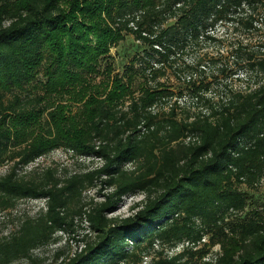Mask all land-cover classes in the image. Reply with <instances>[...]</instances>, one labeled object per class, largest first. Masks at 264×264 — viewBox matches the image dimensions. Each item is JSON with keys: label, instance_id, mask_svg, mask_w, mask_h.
<instances>
[{"label": "trees", "instance_id": "obj_1", "mask_svg": "<svg viewBox=\"0 0 264 264\" xmlns=\"http://www.w3.org/2000/svg\"><path fill=\"white\" fill-rule=\"evenodd\" d=\"M221 30L236 35L226 56L200 55L223 43ZM260 32L264 0L0 5V166L10 165L0 176V213L43 202L36 216L0 238V264H42L37 251L76 235L83 224L78 250H56L51 264H264V206L245 214L249 195L240 189L264 183ZM122 34L143 49L126 75L130 86L142 79L139 94L126 102L130 86L117 80L106 99L87 100L81 119L69 124L67 105L51 100L84 102L100 57ZM169 76L185 89L176 94L164 82ZM8 94L13 99L5 105ZM43 127L44 135L34 133ZM57 150L99 166L75 174L67 168L17 173ZM90 191L101 200L87 205ZM129 196L143 199L130 216L110 217Z\"/></svg>", "mask_w": 264, "mask_h": 264}, {"label": "rangeland", "instance_id": "obj_2", "mask_svg": "<svg viewBox=\"0 0 264 264\" xmlns=\"http://www.w3.org/2000/svg\"><path fill=\"white\" fill-rule=\"evenodd\" d=\"M16 0H0V5L6 2H14ZM104 17V15H102ZM175 21H171L167 24V26H171L174 24ZM123 40L120 41L118 44H111L109 46L108 52L101 56L98 62V65L96 67V71L93 74V79L90 80V82L86 85L88 86V90L85 94V101L82 103H74L71 99L74 97L66 96L65 98H57L52 99L51 102L54 104V106L58 105H67V109L65 110V114H67L65 117H69L68 123L69 124H77V122L81 119L83 112L85 111V102L88 100L90 101L91 105L95 104L96 102H99L101 100H104L108 97V95L114 91L116 87L117 80L122 81V84L124 86H130L129 80L126 78L127 73H129L130 67L133 65L134 59L136 56H138L141 51L143 50L140 45L136 43V40L132 35L125 34L123 35ZM218 37L221 38V41L223 43L214 45V46H208L204 52L200 53V55H203L206 53L208 57H216L218 53H221L226 56L228 49H230L231 44L236 39V35L232 33V31L225 32L223 30L219 31ZM260 39H264V32H260L259 35L255 37V41L257 42ZM189 61H193L195 59V54L190 53ZM197 56V55H196ZM43 75V73H41ZM42 75H39L37 80L41 84H46L47 80L43 78ZM164 82L167 84L168 87H170L176 94L180 91H183L185 89V86L182 84V82L175 79L173 76H169L168 78L164 79ZM237 84V83H236ZM238 85V84H237ZM143 86L142 79L139 78L134 82L133 85L130 86V94L125 98L126 102L130 99V96H132V93L134 92L137 96L140 92V89ZM36 87H30L31 91H34ZM41 96L44 95L43 91H40ZM39 94V93H38ZM80 95V94H79ZM134 95V96H135ZM13 99V96L11 94H8L3 99V102L5 105H8L10 101ZM44 105L46 102L43 103ZM159 109V108H157ZM53 110L46 111L41 117H40V123L44 125L45 123L49 122L50 117L49 113H51ZM16 119L11 116V118L8 120L12 131L17 132L19 128H14V123ZM43 129H37L34 131L36 135H44L45 132ZM99 161L93 160V159H75L72 158L69 154L65 153L62 150H57L53 153H51L49 156L40 159L33 165L29 166L28 168L24 170H19L17 173L20 176H23L25 174H28L33 171H44L48 168H58L60 171H63L64 169H68L69 173L75 174V173H83L84 171L88 169H93V167L99 166ZM10 165H3L0 166V176L6 175L8 173ZM242 192L249 195V201H248V208L245 212L249 213L251 210L263 207L264 206V183L262 185L258 186L255 189H249L246 187L240 188ZM143 199V196H129L124 197L123 201L120 203V205L116 208L115 212L110 215V217L116 218H125L131 215L132 211L131 208L133 205L137 202H140ZM101 198L99 194L95 191H90L84 194V203L89 205L91 202H97L100 201ZM43 207L42 201H24L20 202L16 209L13 211H6L0 213V238L3 236H7L12 232H15L18 230L20 221L26 217H34L39 212L40 208ZM88 209V207L86 208ZM244 215H241L243 217ZM87 225L83 224L82 228L80 227L78 230V233L76 235H65L60 236V240L57 245H54L52 247L42 249L40 251H37L35 253V257L42 260V264H51L52 257L56 250L61 249L65 251V254H73L75 251L78 250V244L76 240H78L80 237L78 235H82L84 231H87ZM75 239V240H74ZM205 243H209L208 240H206ZM182 247L179 246L174 253H180ZM219 250V247L216 246L212 250V254L210 256V259H212V256H215L217 251ZM173 253V251H170V255ZM149 263L150 259L147 260ZM15 264H28L26 262H17Z\"/></svg>", "mask_w": 264, "mask_h": 264}]
</instances>
